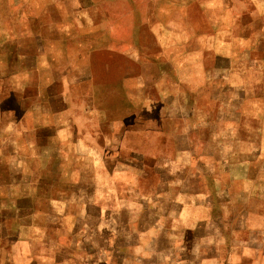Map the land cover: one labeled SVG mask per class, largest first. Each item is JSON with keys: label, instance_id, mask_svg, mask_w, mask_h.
Here are the masks:
<instances>
[{"label": "rangeland", "instance_id": "rangeland-1", "mask_svg": "<svg viewBox=\"0 0 264 264\" xmlns=\"http://www.w3.org/2000/svg\"><path fill=\"white\" fill-rule=\"evenodd\" d=\"M250 51L264 0H0V264H264Z\"/></svg>", "mask_w": 264, "mask_h": 264}, {"label": "crops", "instance_id": "crops-1", "mask_svg": "<svg viewBox=\"0 0 264 264\" xmlns=\"http://www.w3.org/2000/svg\"><path fill=\"white\" fill-rule=\"evenodd\" d=\"M223 60L228 62L231 61L230 58L226 59L224 57ZM258 65H264V53H261L259 51H257L256 53L250 51L248 55V62L246 64L247 73H243V76L245 78L249 77L250 79L252 75L249 76V74H251L252 72H256L258 70L256 68ZM252 82L248 83V85H245L242 97H240V100H237V102L235 103V107L231 109L232 115L240 118V122L237 123V121H235V125L233 126V128H236L240 133H245L253 136L258 135L261 138H264V119L261 118L262 116H257V118H255L254 116H250V118H246V113L244 110V104H246L245 102H247L251 97L252 100L256 101L255 104L262 103L259 106L255 107L253 110H256L257 113H264V94L259 93L255 95L256 89L252 85ZM249 90L254 92L253 95L248 94ZM253 132H256V134H254ZM245 143L249 149V153L247 155L246 160L238 164L234 163L231 166L233 167V174L235 179L238 178V175L241 173L245 178H252L254 173L260 167L264 166V147H261V145L257 141L251 138L246 139ZM257 191L259 192V196H263L264 184H262L261 188ZM252 210L253 209L251 208L250 210H248V212H245V214L242 216V219H244V221L259 220L258 222L264 223V218L258 216L257 213Z\"/></svg>", "mask_w": 264, "mask_h": 264}]
</instances>
